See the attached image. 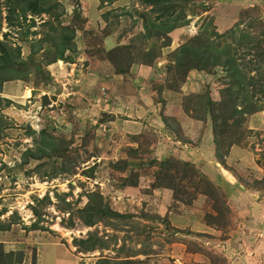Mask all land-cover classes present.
<instances>
[{
	"label": "rangeland",
	"instance_id": "374dc122",
	"mask_svg": "<svg viewBox=\"0 0 264 264\" xmlns=\"http://www.w3.org/2000/svg\"><path fill=\"white\" fill-rule=\"evenodd\" d=\"M38 1L42 7L51 6L52 13L25 12L22 16L16 7L11 17L18 25L7 26L3 19L0 22V41L8 49H19L16 60L25 64L26 75L30 72L29 80L4 81L6 90L27 86L32 92L28 102H21L26 107L25 112H19L20 104L16 101L5 106L4 100H0L3 118L0 211L4 210L0 220L7 222L15 218L17 221L11 224L9 231L0 232L3 249L21 250V264H30L32 253L35 264H94L99 257L114 260L129 254L137 260L136 264H263L264 109L245 115L238 144L232 145L224 157L225 164L245 183L260 179L257 181L260 188L251 190L212 159L209 120L192 119L194 123L189 118L187 122L188 117L181 109L179 113L170 114L169 108L177 110L181 95L189 92L207 89L213 99H218L222 87L220 67L208 72L190 70L180 85V92L163 90L160 93L164 98L163 114L170 117L168 122L176 127V121L185 119L180 122L182 127L179 124V133L189 142L165 130L159 115L161 103L157 102V87L172 78L165 71L167 53L198 30L207 16L211 17L218 33L241 20L238 28L251 32L264 45V34L260 33L264 30V0H194L185 4L177 1L173 16L182 12L183 18L179 20L180 26L168 33L170 45L160 49L151 66L130 64L124 74L115 73L114 66L96 48H110L117 41L125 43L132 36H140L143 31L140 15L152 18L157 13L150 11V5L140 0H114L99 6L97 0ZM202 3L209 5L206 10L202 9ZM7 4L9 0H0L2 17L7 14ZM106 10L109 15L105 21L100 14ZM56 18L61 25L73 24L77 28L73 37L76 52L71 62L56 60L45 65L49 54L56 49L49 47L47 39L52 31L43 21L56 24ZM183 20H188L187 24L181 25ZM40 40L41 45L32 49L31 45ZM152 44L156 47L158 42L151 38L135 43L142 50ZM134 53L132 50L131 54ZM33 63L42 65L39 72L30 70ZM261 65L264 69V62ZM5 74L9 77L24 75L10 68L5 69ZM64 81L67 85L62 88L60 83ZM43 93L47 95L48 104H42L40 95ZM258 101L263 103L264 97ZM107 114L109 116L105 117ZM101 117L106 121H98ZM136 122L144 124L139 131L133 126ZM41 128L59 138L72 137L71 147L82 133H86V137L92 134L94 139H87L86 148L77 151L78 157L72 153L66 157L73 158L69 163L74 161L69 171L60 169V166H69V159H57L51 164V158L29 160L21 166L19 155L34 146L33 136ZM28 129L35 134H27ZM131 134L136 135L134 141ZM92 145L97 148L93 150ZM127 147L139 148V155L129 157L124 149ZM169 154L192 161L198 169L204 165L202 171L218 187L217 194L210 195L199 180H195L193 186L186 179L176 181L181 186L173 192L169 188H150L156 167L145 164L149 157ZM119 159H126L128 163L123 172L113 166ZM125 175L126 184L136 182V185L121 187V177ZM91 191H98L112 209L132 213L133 217L84 225L75 210L84 205L85 195ZM44 195L48 199H44ZM216 199L228 207L220 222L211 220L210 216L215 215L212 208ZM30 206L40 213L37 219ZM68 213L72 226L67 225ZM33 221L39 228L29 230ZM89 233L105 239L107 248L92 251L78 248L73 239L85 238ZM119 247L122 248L118 250ZM54 252H57L55 260L50 256Z\"/></svg>",
	"mask_w": 264,
	"mask_h": 264
},
{
	"label": "trees",
	"instance_id": "16d2710c",
	"mask_svg": "<svg viewBox=\"0 0 264 264\" xmlns=\"http://www.w3.org/2000/svg\"><path fill=\"white\" fill-rule=\"evenodd\" d=\"M97 6L104 3H112L114 0H97ZM185 4L188 1L194 0H140V2L150 5V11L157 12L154 17L149 18L141 14L142 33L137 37H130V39L122 43L117 41L112 47H98L99 54L103 56L105 60L110 62L114 66V72L117 74H124L128 71L130 64L138 63L144 66H151L159 56V51L163 47L170 45V37L168 33L174 28L180 26L179 20L183 18L182 12L178 15L173 16L174 7L177 6L176 2ZM205 1V0H202ZM22 2V3H21ZM202 9L208 8L207 3H202ZM18 7L22 16L25 12H30L32 15H39L42 13H52L51 6L44 5L42 7L38 0H9L7 4V14L3 17L0 11V22L3 19L7 26L18 25L12 17L11 13ZM182 9V8H181ZM101 19H107L109 11H104L100 14ZM56 16H54L55 18ZM24 19V17H22ZM58 21V18H56ZM204 21V20H203ZM202 21V22H203ZM181 25L187 24L188 20H183ZM241 20L233 23L231 27L222 32H217L212 19L207 16L203 25L198 26V30L193 31L188 35L179 45L172 48L166 56L168 63L165 66V71L172 75V78L167 81L166 84H159L157 91V102L161 103L159 109L160 118L164 121L165 130H168L175 138H180L184 142H189L188 139H183L181 133H179L180 126L171 125L168 120L169 116L163 114L164 98L160 96L163 90H168L172 93L180 92V85L185 81L187 72L190 70H201L208 72L214 67H220L222 70V87L219 89V98L213 99L209 90L204 89L198 92H189L181 95L180 100L177 102L179 109L190 119L194 120H209L210 123V143L212 145V159L222 165L239 183L245 185V187L251 190H258L257 181H253L250 184L245 183L240 175H238L231 166L225 164L224 157L228 153L229 148L232 145L238 144L239 134H242L241 124L245 119V115H250L256 111L264 109L263 103H259V98L264 97V69L261 68V63L264 62V45L262 40L256 38L251 32L244 29L238 28V23ZM32 23V20L30 21ZM44 24L48 25V29L52 31L48 35V43L50 48L56 49L51 52L50 57L46 59L45 65L51 64L56 60H63L65 62L72 61V55L76 52V45L73 40L76 27L74 25H61L60 22L53 24L50 21H43ZM181 23V22H180ZM202 24V23H201ZM249 26H251L248 23ZM81 29V28H79ZM264 34V30L260 31ZM6 36V33H4ZM154 39L158 42L156 47L152 44L146 49H140L135 43H143L145 40ZM159 40V41H158ZM40 42L32 44L30 47L33 49L34 46L39 47ZM132 50L135 51L134 54ZM67 51L68 53H65ZM33 53V51H32ZM19 49L7 48L5 44L0 41V88L2 82L11 80L12 78L20 80H29V71L24 73L23 67L25 64L18 59ZM247 58L245 59V57ZM100 58V57H99ZM124 60L127 65H124ZM21 66V67H20ZM12 69L13 71L22 72L23 76L9 77L5 74V69ZM30 70L40 71L42 65L39 66L37 63L30 65ZM22 70V71H21ZM4 73V75H2ZM20 77V78H19ZM48 79V78H47ZM45 79V81L47 80ZM259 94V96H256ZM42 104H48L49 100L45 94L40 95ZM4 100L5 106H8L10 100L7 98H0ZM109 116L108 114L105 116ZM2 115L0 114V137L3 130ZM176 117H173L175 120ZM105 118H99L98 121L104 122ZM241 130V131H240ZM27 134L34 135V131L28 129ZM86 133H82L79 137L78 142H74L73 138L65 139L64 137H57L53 133L47 132L45 128H41L33 136V147H27L19 155L18 164L21 166L28 163L29 160H41L43 158H51L50 164L55 162L57 159L64 161L69 159V166L60 169L62 171H69L70 164H74L72 157L66 158L70 153L75 154L78 157L77 151H83L87 145V139L89 141L94 139V136H85ZM237 135V136H236ZM46 137V139H45ZM136 135L131 134V139L134 141ZM177 139V140H180ZM48 140V141H47ZM55 140V141H54ZM96 145H92V149H96ZM127 155H139V148H124ZM149 152L152 150L149 148ZM153 154V153H152ZM41 164V163H39ZM126 159H119L113 165L119 172H123L127 168ZM147 166L156 167L155 176L153 181L150 183V188H169L174 191L177 190L178 185L176 181L186 179L193 185L195 180L203 182L208 189L209 194H217L218 187L214 186L213 183L207 178L202 167L195 166L190 160L180 159L169 155H163V157H149ZM59 166V165H58ZM130 172V171H129ZM193 173V174H192ZM134 176L137 175L134 173ZM126 175L121 177L123 181L122 186L136 185V182L126 184ZM165 182L162 185V182ZM181 187L179 193H181ZM86 202L79 209L75 211L81 218L84 225H92L97 221L107 222L111 218L126 219L132 218V213H121L118 212L103 201L102 195L98 191L88 192L86 195ZM175 197V195H174ZM44 199H48L46 195ZM176 199V198H175ZM187 199V198H186ZM213 200V210L215 215H210L211 220L220 222L223 220L225 213L228 210L224 202L218 203ZM224 203V204H223ZM224 209V210H223ZM30 210L36 219L40 216V213L36 208L30 206ZM224 211V212H223ZM4 210L0 211V215ZM16 214V213H12ZM14 215H11L13 217ZM17 218V217H16ZM209 218V217H208ZM67 225L72 226L70 213H68ZM12 221L3 222L0 220V232L10 230L12 223H15V218H11ZM224 224V222H223ZM35 221L29 226V230L38 229ZM75 245L81 250L92 251L96 248H107L108 244L105 239L100 238L95 233H89L85 238L73 239ZM0 241V264H21L23 260V252L21 250H7L5 251ZM122 247H119L120 250ZM199 248H197L198 250ZM133 255H125L119 259H108L106 257H99L96 259L94 264H136L132 259ZM35 254L32 253L30 258V264H35ZM139 262V261H138Z\"/></svg>",
	"mask_w": 264,
	"mask_h": 264
},
{
	"label": "crops",
	"instance_id": "0c3cea01",
	"mask_svg": "<svg viewBox=\"0 0 264 264\" xmlns=\"http://www.w3.org/2000/svg\"><path fill=\"white\" fill-rule=\"evenodd\" d=\"M15 82V81H14ZM4 83V84H3ZM2 83V85H1V88H0V96H3V98H7V99H9L10 101H12V102H18V104H20V107H19V109L18 110H20L21 109V111H19V112H25L26 111V107L24 108V106L22 105V103L21 102H23V100H26L27 102L29 101V99L30 98H32V96H31V93L32 92H30V88L29 87H27V86H21L20 88L19 87H15L14 89L13 88H8L7 87V90H6V85H5V82H3ZM11 87V86H10ZM26 91H27V93H26ZM8 94V95H7ZM43 94H45V93H43ZM9 95H12L13 97H16V99H14V98H12V97H10ZM46 95V94H45ZM47 96V95H46ZM29 98V99H28ZM167 105H169V104H171V103H166ZM175 104V103H174ZM166 105V106H167ZM165 106V107H166ZM9 108V107H8ZM173 107L171 106L170 108H169V110H171V112H170V114H176V113H179V108L177 107V110H173L172 109ZM13 113H11V117L13 116V118H15L14 117V115H12ZM189 118H186V120H187V122H190V119L188 120ZM183 120H185V119H179L177 122L180 124V126H181V123H182V121ZM191 121L192 122H194L195 123V121L194 120H192L191 119ZM181 122V123H180ZM97 123H98V121H97ZM96 123V124H97ZM100 124V123H99ZM98 124V125H99ZM142 124L143 123H141V122H136V124L135 125H133L134 127H135V129L136 130H141L142 129ZM144 125V124H143ZM182 127V126H181ZM124 131V130H123ZM125 132H127V130L125 129ZM210 141V140H209ZM217 163V162H216ZM204 167V165H202V168ZM36 250L38 251L39 249L38 248H36ZM56 255H57V252H54V253H52L50 256H51V258L53 257L54 258V260L56 259ZM61 260L62 261H65L64 259H62L61 258ZM264 264V263H263Z\"/></svg>",
	"mask_w": 264,
	"mask_h": 264
},
{
	"label": "built area",
	"instance_id": "2783aa9c",
	"mask_svg": "<svg viewBox=\"0 0 264 264\" xmlns=\"http://www.w3.org/2000/svg\"><path fill=\"white\" fill-rule=\"evenodd\" d=\"M60 84H61L62 88H64L67 85V81L61 82Z\"/></svg>",
	"mask_w": 264,
	"mask_h": 264
}]
</instances>
